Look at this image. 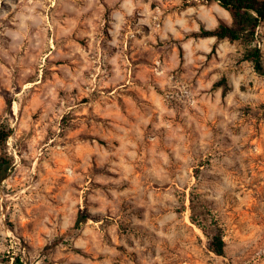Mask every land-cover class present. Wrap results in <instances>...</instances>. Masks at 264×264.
<instances>
[{
    "label": "rangeland",
    "instance_id": "obj_1",
    "mask_svg": "<svg viewBox=\"0 0 264 264\" xmlns=\"http://www.w3.org/2000/svg\"><path fill=\"white\" fill-rule=\"evenodd\" d=\"M219 25L214 0H0L1 263L264 264V23L196 36Z\"/></svg>",
    "mask_w": 264,
    "mask_h": 264
},
{
    "label": "trees",
    "instance_id": "obj_2",
    "mask_svg": "<svg viewBox=\"0 0 264 264\" xmlns=\"http://www.w3.org/2000/svg\"><path fill=\"white\" fill-rule=\"evenodd\" d=\"M212 1V0H207ZM226 9L232 17V25H219L214 29H203L196 36L215 37L218 40L226 39L236 41L243 37H253L256 28L264 23V0H214ZM252 60L256 62V68L264 75V66L260 63L259 54L256 50L249 53ZM4 175H1V179ZM79 219L76 225L79 223ZM195 224L201 229L207 238L209 251L218 256L225 254V242L220 227L214 222L213 226L205 227L201 223ZM15 264H22L16 259Z\"/></svg>",
    "mask_w": 264,
    "mask_h": 264
},
{
    "label": "water",
    "instance_id": "obj_3",
    "mask_svg": "<svg viewBox=\"0 0 264 264\" xmlns=\"http://www.w3.org/2000/svg\"><path fill=\"white\" fill-rule=\"evenodd\" d=\"M0 264H3V263L0 262Z\"/></svg>",
    "mask_w": 264,
    "mask_h": 264
}]
</instances>
